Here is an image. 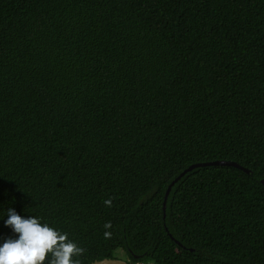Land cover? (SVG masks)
Returning a JSON list of instances; mask_svg holds the SVG:
<instances>
[{
    "label": "trees",
    "instance_id": "obj_1",
    "mask_svg": "<svg viewBox=\"0 0 264 264\" xmlns=\"http://www.w3.org/2000/svg\"><path fill=\"white\" fill-rule=\"evenodd\" d=\"M262 179L264 0H0V246L14 209L80 264H264Z\"/></svg>",
    "mask_w": 264,
    "mask_h": 264
},
{
    "label": "clouds",
    "instance_id": "obj_2",
    "mask_svg": "<svg viewBox=\"0 0 264 264\" xmlns=\"http://www.w3.org/2000/svg\"><path fill=\"white\" fill-rule=\"evenodd\" d=\"M106 203L111 204V201ZM7 216L5 226L11 227L19 237L8 238L0 246V264H45L46 261L47 264H80L76 257L81 256L84 249L68 240L67 234L41 223L36 217L26 219L14 209H8Z\"/></svg>",
    "mask_w": 264,
    "mask_h": 264
},
{
    "label": "water",
    "instance_id": "obj_3",
    "mask_svg": "<svg viewBox=\"0 0 264 264\" xmlns=\"http://www.w3.org/2000/svg\"><path fill=\"white\" fill-rule=\"evenodd\" d=\"M210 165H216V166H233L236 167L238 169H241L242 171L246 172V173H251V170L244 167L243 165L239 164L236 161L233 160H213V161H207V162H198V163H194L191 164L189 167H187L186 169H184L179 175H177L175 177V179H173L171 181V183L169 184L166 193H165V197H164V202H163V209H164V217L166 215L165 211H166V207H167V200H168V196L170 194V191L172 189V187L189 171H192L194 168L197 167H204V166H210ZM261 183L264 185V179L261 180ZM170 237L176 242V243H180L178 240L174 239V236L172 234H170ZM89 264H131L128 261L121 259L119 257H113V258H104V259H100V260H95Z\"/></svg>",
    "mask_w": 264,
    "mask_h": 264
},
{
    "label": "rangeland",
    "instance_id": "obj_4",
    "mask_svg": "<svg viewBox=\"0 0 264 264\" xmlns=\"http://www.w3.org/2000/svg\"><path fill=\"white\" fill-rule=\"evenodd\" d=\"M118 256H119V258H121V259H124V260H128L125 256H124V252L122 251V250H120L118 253Z\"/></svg>",
    "mask_w": 264,
    "mask_h": 264
}]
</instances>
